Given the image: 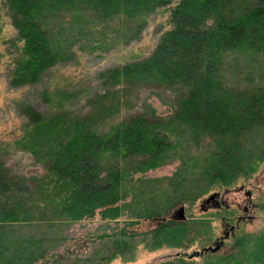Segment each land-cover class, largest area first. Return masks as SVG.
<instances>
[{
    "label": "trees",
    "instance_id": "obj_1",
    "mask_svg": "<svg viewBox=\"0 0 264 264\" xmlns=\"http://www.w3.org/2000/svg\"><path fill=\"white\" fill-rule=\"evenodd\" d=\"M0 9L9 15L20 41L7 69L8 84H35L38 96L19 102L23 128L6 144L27 152L42 168L29 176L17 172L3 161L6 151L0 144V230L21 223H72L92 218L97 209L101 218H118L127 203H121L127 176L124 156L154 166V155L171 137L194 140L203 136L201 126H206L212 147L218 149L209 158L208 166L215 171L212 186L227 188L250 176L258 160L264 161V154H256L255 159L243 155L248 137H257L255 131L264 134V0H0ZM160 16L167 22L159 26L152 49L144 55L129 53L149 21ZM94 32L96 39L90 37ZM104 33L105 40L109 36L120 41L130 56L103 69L106 76H102L113 87L90 96L80 79L60 77V69L79 51L94 49ZM248 59L258 63L252 67L255 70L249 69ZM235 63L237 70H246H233ZM135 90L172 91L175 115L160 116L149 106V113L122 114L106 126L105 120L128 103ZM78 91L87 94V111L73 105ZM180 116L193 121L173 124ZM253 122L257 129L244 134L242 130ZM155 196L151 194L149 202L132 214L159 219L156 216L165 206L178 199L156 201ZM138 221L131 218L129 226L117 224L118 244L126 245L125 236L138 233L131 226ZM184 225L180 221L173 229ZM169 226L162 221L150 230L161 235ZM9 231H16L15 227ZM179 237L180 231L177 241ZM230 237L235 239L232 251L222 255L220 264H264V230ZM250 241L251 247H246ZM26 245L34 250L27 249L23 261L11 260L4 245L0 261L32 264L46 253L45 245L38 249ZM218 248L203 251L215 255ZM199 254L178 252L175 259L190 264L191 257ZM49 255L53 261L63 258L61 253Z\"/></svg>",
    "mask_w": 264,
    "mask_h": 264
},
{
    "label": "rangeland",
    "instance_id": "obj_2",
    "mask_svg": "<svg viewBox=\"0 0 264 264\" xmlns=\"http://www.w3.org/2000/svg\"><path fill=\"white\" fill-rule=\"evenodd\" d=\"M149 22L141 32L140 41L131 47L130 52L121 49L120 45L123 46V44L118 40H112L109 36L105 40L104 33L100 40H97L98 44L94 43L96 45L94 49L88 46L87 52L79 51L75 59L78 61L73 60L66 65V68L60 69L62 72L60 77L71 76L76 80L80 79L82 86H87L90 96L103 88H112V84L103 77L106 76L103 69L123 61L126 56H130L128 52L137 56L146 54L156 42L158 33L162 29L159 26L167 20L164 16H160L156 21ZM97 36L94 32L90 37L96 39ZM17 37V31L11 24L9 15L5 9H0V144L6 151L2 152L1 157L6 165L29 176L41 172V166L33 163L27 152L17 149L13 144H6L21 133L23 128L19 102L38 99L35 84L26 86L8 84V70L13 64V54L17 53L16 46L20 44ZM248 64L249 69L255 70L252 67L258 63H252L249 60ZM238 66L239 64L235 63L233 70L241 72L246 70L245 68L237 70ZM78 92L73 105L79 111H87L89 105L86 102L87 94ZM143 102L150 105L144 106ZM176 104V96L172 91L155 94L154 91L138 90L136 93L135 90L131 100L122 104L119 111L105 120V124L112 125L115 123L113 121L122 114L126 116L127 113H149V106L160 116H173ZM190 121L193 119L185 120L180 116L172 123H189ZM253 123H250V126L255 125V122ZM261 123H264V119ZM249 127L246 126L242 132L244 134L252 132L255 126ZM201 128L203 136L194 137V140H189L188 137L186 140L181 136L171 137L172 140L165 148L154 155L152 160L154 166L142 160H134L129 155L124 156L123 169L125 173L127 172V176L126 180L123 177L125 195L121 203H127L119 219L101 218L97 209L92 218L72 223L56 222L51 225L44 222L9 225L0 230V240L4 247L7 246L3 250L4 253L9 254L11 260L18 258V261H23L26 250L32 249L26 245L28 242L33 248H37L39 244L46 246L44 256L32 264H158L168 260H173L175 264H183V261L175 259L178 252L186 256L193 255L195 251H203L206 247L213 248L216 242H220L215 255L209 254L210 251H203L191 257L192 262L189 263H223L222 255L232 251L235 240L230 237L231 233L237 235L242 232L257 233L264 230V161L258 160L250 176L238 178L227 188L220 184L212 186L213 182L210 180L213 179L215 171L208 166L209 158L218 149L212 147V138L207 130L205 131L206 126ZM255 133L257 137L255 135L248 137L245 143L243 155L247 159H255L256 154H264V134L256 131ZM160 157H163V160H160ZM208 184L211 188L205 189ZM213 193L220 195L218 204L204 202ZM151 194L156 195V201L171 197L178 199L173 200V204L166 205L163 213L156 216L162 218L134 216L133 211L142 209L141 207L149 202ZM179 207H183L182 217L178 214L181 211ZM177 209L179 212L176 213ZM131 218L139 220L131 224L138 233L132 237L125 236L128 239L126 245L118 244L117 235L114 234L117 224L129 226L128 219ZM162 221H167L172 228L169 226L167 233L154 235L150 229ZM180 221L185 224L184 227L175 226L176 229H173V225ZM12 227H15L16 231H9ZM179 231L181 242L175 238ZM105 232L108 234L100 236ZM251 244L252 241L246 244V247H251ZM2 246L0 251L3 249ZM51 253H61L63 258L59 257L58 260L53 261L50 258L52 255H49ZM29 262L24 264H31ZM0 264L3 262L0 261Z\"/></svg>",
    "mask_w": 264,
    "mask_h": 264
},
{
    "label": "flooded vegetation",
    "instance_id": "obj_3",
    "mask_svg": "<svg viewBox=\"0 0 264 264\" xmlns=\"http://www.w3.org/2000/svg\"><path fill=\"white\" fill-rule=\"evenodd\" d=\"M249 192V191H248ZM220 195L213 193V195L211 197H208V199H205L204 202L206 203H211V204H218V199H219ZM180 214V212L178 213ZM227 233V232H226Z\"/></svg>",
    "mask_w": 264,
    "mask_h": 264
},
{
    "label": "water",
    "instance_id": "obj_4",
    "mask_svg": "<svg viewBox=\"0 0 264 264\" xmlns=\"http://www.w3.org/2000/svg\"><path fill=\"white\" fill-rule=\"evenodd\" d=\"M211 196H212V195H210L209 197H211ZM180 208H181V209H180ZM179 209L181 210V211H180V214H181L180 216L182 217L183 207H179ZM177 212H179L178 209H177L176 213H177ZM231 228H233V227L231 226ZM219 244H220V242H216V243H215V247H213V248L206 247V248H204V249H208V248H209L210 250H215V249L218 248ZM201 252H202V251H195V254H199V253H201Z\"/></svg>",
    "mask_w": 264,
    "mask_h": 264
}]
</instances>
